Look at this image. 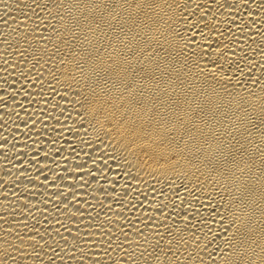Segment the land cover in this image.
<instances>
[{"label":"bare ground","instance_id":"bare-ground-1","mask_svg":"<svg viewBox=\"0 0 264 264\" xmlns=\"http://www.w3.org/2000/svg\"><path fill=\"white\" fill-rule=\"evenodd\" d=\"M0 264H264V0H0Z\"/></svg>","mask_w":264,"mask_h":264}]
</instances>
